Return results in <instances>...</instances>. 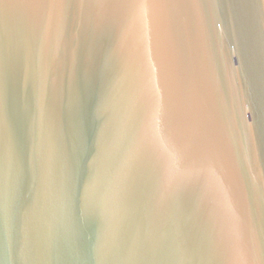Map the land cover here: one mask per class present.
Masks as SVG:
<instances>
[{
    "label": "water",
    "instance_id": "water-1",
    "mask_svg": "<svg viewBox=\"0 0 264 264\" xmlns=\"http://www.w3.org/2000/svg\"><path fill=\"white\" fill-rule=\"evenodd\" d=\"M0 264H264V0H0Z\"/></svg>",
    "mask_w": 264,
    "mask_h": 264
}]
</instances>
